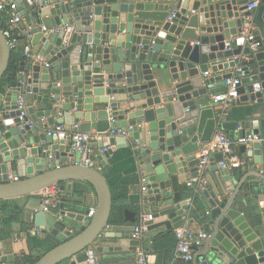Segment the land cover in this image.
Instances as JSON below:
<instances>
[{"label":"water","instance_id":"1","mask_svg":"<svg viewBox=\"0 0 264 264\" xmlns=\"http://www.w3.org/2000/svg\"><path fill=\"white\" fill-rule=\"evenodd\" d=\"M253 4L254 0H22L18 4L23 16L37 21L31 45L45 63L28 58L33 63L27 70L26 61L21 62L20 74L6 78L12 51L0 28V202L53 186L68 191L70 184H79L91 192L95 203L90 220L87 201L75 194L59 212L32 217L35 228L60 243L37 264H122L123 254L131 255L141 245L129 231L110 233L113 195L108 181L102 171L80 164V151H72L70 140L57 141L47 134L61 124H77L80 132L91 134L98 130V122L112 117L121 128H131L128 138L98 142L99 148L108 150L90 160L108 170V161L118 150L134 155L137 178L146 192L137 213L125 211L126 225L135 224L138 215L148 210L153 212V220L146 224L148 232L164 227L170 233L184 225L190 202L182 200L180 176L186 175L188 182L200 176L196 154L211 142L218 126L210 96L227 90L226 82L237 65L242 78L235 104H264V0L249 11ZM247 18L255 25L252 40L242 36ZM66 26L75 29L65 31ZM253 44H259L257 51L251 50ZM229 59L232 70L205 76L214 63ZM72 110L75 116H70ZM60 112L65 116L57 119ZM238 127L240 135H259L262 142L241 147L251 169L239 181L210 159L209 166L220 172L225 191L201 192L210 208V236L195 249L189 264H264V177L255 172V166L264 164V118L241 126L225 123L221 128ZM47 147L53 162L48 160ZM219 155L220 164L224 156ZM70 159L75 163L68 164ZM243 206L249 208L248 214ZM8 221L7 214H0V230ZM82 221L87 224L77 232L75 224ZM16 226L20 227L11 224L14 232ZM27 237L31 243L30 233ZM13 262V256L0 259V264Z\"/></svg>","mask_w":264,"mask_h":264},{"label":"crops","instance_id":"2","mask_svg":"<svg viewBox=\"0 0 264 264\" xmlns=\"http://www.w3.org/2000/svg\"><path fill=\"white\" fill-rule=\"evenodd\" d=\"M25 18L29 22H33L34 18L30 15H26ZM70 27V26H69ZM75 29V27H73ZM37 31V30H36ZM196 36H200L199 32L196 33ZM32 41V40H31ZM31 45V43H30ZM195 43L192 42L191 46H194ZM27 46V45H26ZM23 43H19L17 51L22 53L24 59L21 62L26 61V70L30 67L33 63L32 60H28L27 57L24 56L23 51L26 47ZM31 54L33 56L38 54V50H36L31 45ZM244 61V59L242 60ZM233 60H224L218 61L212 65V68L209 72L208 77L212 76L214 73H227L233 68ZM237 68V65H236ZM20 71V67H19ZM20 74V72H18ZM213 95L210 96L212 101ZM213 105V102H212ZM216 110V108H215ZM76 111L72 110L70 112V116H75ZM217 113V110H216ZM65 113H59L57 119L64 118ZM264 118V104L252 103L246 106H237L236 104L232 105L230 110L227 112L226 123H238L243 125L246 121H256L258 119ZM82 122V121H81ZM99 128L97 131H93L91 135H98L111 128H121L119 123L110 121L106 122H98ZM225 124V123H224ZM65 126H70L64 124ZM72 127V126H70ZM45 132L46 130H42ZM225 131V130H224ZM227 135L235 139L237 136L241 134V130L238 127L236 130L233 131H225ZM100 142V141H99ZM97 143L95 146H98ZM99 147V146H98ZM48 150V147L45 148ZM238 154L241 156L243 164L240 169L229 170L232 177L237 178L239 181L243 176L250 173V165L248 164L249 159L247 158L246 154L241 152V148L238 150ZM220 153H213L211 160L214 161L216 166L219 165L218 161L220 160ZM71 160V159H70ZM71 162L69 161L68 164ZM63 165L62 163L60 164ZM109 169L105 170L104 167L101 165L100 162L94 161L93 168L102 171L105 175L106 180L112 190V193H115L117 199L123 202L124 204L128 205V210L130 212L137 213L139 211V204L141 203V198L143 196L141 184L137 178V168L135 163L134 155L127 150H118L116 154L111 157L108 161ZM210 165V162H209ZM208 165L207 171L203 173L204 177L209 182V191L210 192H218V191H225L224 181L223 178L215 167H210ZM255 172L262 174L264 177V164L255 166ZM201 175V174H200ZM10 180H14L13 176L10 177ZM191 179L189 182L186 181V175L180 176V188H181V196L183 201L190 202V210L188 213V220L193 228L197 231L208 230L209 224L207 222L208 216H206L207 212H210V208L208 207V202L202 197L201 192L199 191V186L195 184L192 188L188 187V183L192 182ZM236 184V183H235ZM63 192V203L68 202L72 197L75 196L78 199H85L87 201L86 211H89L91 207H95L94 203V196L86 187H81L79 189V193L74 190V185L70 184L68 191ZM78 194V195H77ZM84 195V197L82 196ZM125 198V199H124ZM41 200L42 196L41 193H37L35 195H31L28 197L0 202V214L3 216L5 214L8 215L9 221L5 228L0 230V259L4 256H13L14 262L10 264H18V260L23 255L32 256L34 259L41 258L46 252L43 249L44 241L48 238L49 244H56L58 241L48 235L42 233L41 235H37L32 233V231L39 230L35 228L32 223V217L36 214V209H41ZM250 204L253 206L256 205V202L252 199ZM68 205L66 204V208ZM20 209V213L17 214V211ZM242 210L245 214H248L249 208L247 206H243ZM54 211L53 213L59 212ZM50 214V215H51ZM153 214L152 211L148 210L145 212L144 215H151ZM141 216L138 215L137 222L135 224H124L121 226L118 225H110V233H121L122 231H129L132 234L133 227L139 222ZM17 223L20 227L16 226L14 232L11 228V224ZM76 230L80 231L84 228L85 224L84 221L81 223H76ZM30 233L31 236V243L28 241V234ZM174 234V230L170 232ZM169 234L168 231L162 227L152 232H145L141 239V245L139 247L140 250L152 249V244L154 242L155 237L160 235ZM126 237L129 238L128 233ZM110 245V244H109ZM104 246H108L105 244ZM124 259L122 264H138V254L134 252L133 254H123ZM155 263L157 264V257L155 255ZM151 258V260H152ZM150 260V261H151Z\"/></svg>","mask_w":264,"mask_h":264},{"label":"built area","instance_id":"3","mask_svg":"<svg viewBox=\"0 0 264 264\" xmlns=\"http://www.w3.org/2000/svg\"><path fill=\"white\" fill-rule=\"evenodd\" d=\"M22 0H0V23L3 24V27L0 28L3 31V35L8 41V46L10 50L16 51L20 43V38H25L28 42V45L25 47L23 54L27 58H32L41 62H44V59L38 54L33 56L31 54V40L33 34L38 29L37 21L33 22L27 21L25 16L19 12L18 4ZM259 6V0H254L253 5L248 6L249 11L256 10ZM42 30H45V27H41ZM65 31H73V27H63ZM255 29V25L251 18H247L243 24L242 36L248 40H252L251 32ZM57 30H61L58 28ZM53 32V31H52ZM259 44H253L251 46L252 51H257ZM230 48V45L227 44V49ZM208 73L205 76L208 77ZM242 70L240 67H237L232 79L227 80L226 86L227 90L215 94L212 98L213 106L216 108V119L218 122L216 133L211 140V142L205 144L201 151L196 154V159L201 161L200 165V176L188 183V187H193L195 184L199 186V191L209 190V182L204 177L203 173L208 167L210 158L213 153H220L224 156L223 162L219 165L222 169L235 170L242 167L243 161L241 156L238 154V149L241 147L250 148L255 143L262 142V139L259 135L252 133L239 135L235 139L230 138L227 133L221 128L224 123H226L227 112L230 110L232 105L236 103L239 98L238 88L241 84ZM20 108L23 107V102L20 99L18 102ZM24 112L22 113V117ZM21 117V118H22ZM109 121L114 122L113 118L110 117ZM131 128H111L106 132H103L98 135H91L82 133L79 131V125L72 126L69 130L64 124L56 126L54 130H49L47 134L51 137L57 139V141L70 140L72 142V151H80L79 153L82 156L80 164L85 167H93V162L90 160V156H100L106 152L107 148H99L95 146L99 141L103 139H109L111 137H122L128 138L129 130ZM48 153L49 162H53L55 157L51 152L45 150ZM74 164L75 160H69ZM61 165H56V168L59 169ZM17 181V179H14ZM144 182V179H142ZM142 192H146V188L142 187ZM41 193V209H36L35 213L43 212L45 214H51L54 211H58L63 203V192L60 190L59 186H53L43 190ZM190 207V205H188ZM95 214V207H91L86 215L87 219L90 220ZM210 212L206 213V216H209ZM152 215H142L139 222L133 227L131 238L134 240L141 241L142 236L147 232L148 222L152 221ZM185 223L181 227L174 230V236L176 240V247L174 253L168 263L165 264H189L194 260L195 249L201 248L205 241L210 236V227L208 230L197 231L193 228L188 220V216L184 219ZM86 225V221H84ZM78 232V231H77ZM32 233L41 235L40 230L32 231ZM75 233V232H72ZM138 254V264H151V258L154 255L153 250L146 249L140 250L137 249Z\"/></svg>","mask_w":264,"mask_h":264},{"label":"trees","instance_id":"4","mask_svg":"<svg viewBox=\"0 0 264 264\" xmlns=\"http://www.w3.org/2000/svg\"><path fill=\"white\" fill-rule=\"evenodd\" d=\"M0 26L3 27V24L0 23ZM20 43H23L25 46L28 45V42L25 38H20ZM24 59L22 53H19V51H13L12 52V58L9 65L8 72L6 74V78L13 79L19 72V67L21 64V61ZM79 189H81V186L79 184H74V190L76 192H79ZM113 195V211L110 219V225H124L126 224L125 221V211L128 210V205L124 204L123 202L117 199V196H115V193H112ZM125 199V198H124ZM20 213V209L17 211V214ZM49 239L47 238L44 241L43 249L45 252L50 251L60 243L57 242L56 244H49ZM176 247V240L175 236L172 233L166 234V235H160L155 237L154 242L152 244V250L153 254L157 257V264H165L168 263L174 253ZM40 258L34 259L32 256H26L23 255L19 258L18 264H37Z\"/></svg>","mask_w":264,"mask_h":264}]
</instances>
